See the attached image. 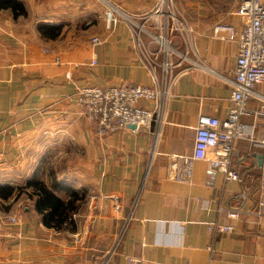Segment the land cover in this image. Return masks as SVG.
Returning a JSON list of instances; mask_svg holds the SVG:
<instances>
[{
	"label": "crops",
	"instance_id": "1",
	"mask_svg": "<svg viewBox=\"0 0 264 264\" xmlns=\"http://www.w3.org/2000/svg\"><path fill=\"white\" fill-rule=\"evenodd\" d=\"M105 1L22 0L26 15L16 19L0 11V173L10 184L34 174L62 182L55 193L63 200L71 190L83 195L73 230L45 226L31 199L2 229L0 264H127V256L141 264H264V171L257 162L264 101L251 98L242 118L247 137L232 156L240 181L208 174L205 160H193L190 182L171 179L167 167L172 154L192 152L200 117L227 115L237 45L212 28L240 27L236 0H193L185 26L192 47L180 45L186 67L160 118L149 129L99 136L75 102L76 88L152 82L125 18L108 26ZM110 1L138 19L156 2ZM52 27L55 37L41 34ZM93 36L101 42L93 44ZM45 159L52 161L46 170ZM220 207L243 212L229 218ZM214 221L233 230L213 237L207 224Z\"/></svg>",
	"mask_w": 264,
	"mask_h": 264
},
{
	"label": "built area",
	"instance_id": "2",
	"mask_svg": "<svg viewBox=\"0 0 264 264\" xmlns=\"http://www.w3.org/2000/svg\"><path fill=\"white\" fill-rule=\"evenodd\" d=\"M164 1L156 0L154 11L150 13L152 16L153 13L158 14L157 21L159 20V23L165 21L169 16L166 15V12H164L165 14L161 12ZM105 2L108 26L110 27L120 18H125L133 32L141 57L151 72L152 82L151 84H139L122 81L108 86L82 85L76 88L75 102L80 112L94 122L95 131L99 136H106L119 129L129 128V125L135 126L133 130L149 129L153 122L160 118L171 96V88L178 73H172L171 65L173 63L169 60L170 56H167L162 62L163 75L159 76L155 69L157 62L152 57L153 51H150L149 54L143 43L138 40L140 31L144 33L151 31L144 27V23L138 26V30H135L131 24L130 16H127L115 4H110L108 0ZM232 12L243 18L240 27L229 22H217L212 28L213 36L235 42L237 45V57L233 69L234 78L230 81L232 87L231 105L223 119L210 115L200 117L195 128L193 149L190 154L171 155L167 166L168 175L178 182L191 181L193 160L208 162V174L220 172L225 180H241L240 173L233 166L232 156L236 142L247 137L246 126L242 118L252 111L248 106L251 98L256 97L264 101V92L256 91L258 85L264 84V0H236ZM150 14L142 16V22L151 17ZM163 32L156 41L159 47L167 54L178 53L180 56L178 63L187 58L186 53L178 52L167 40V20ZM91 42L97 44L101 42V39L98 36H93ZM44 51L49 50L45 49ZM189 61L190 65L197 64L195 59ZM54 62L60 63V58L55 56ZM92 63L94 64L96 61L93 60ZM66 75L69 76V73ZM141 101H148L152 106H143L140 104ZM257 112L259 111H254V113ZM260 145L264 171V134L260 138ZM113 199L115 204L121 202V198L118 196H114ZM219 209L225 211L229 218H237L243 212L240 208L220 207ZM17 220L13 216L8 218L11 223H16ZM207 229L214 237L219 233L232 231L233 226L214 221L207 224ZM126 260L127 264H141V259L136 256H127Z\"/></svg>",
	"mask_w": 264,
	"mask_h": 264
},
{
	"label": "rangeland",
	"instance_id": "3",
	"mask_svg": "<svg viewBox=\"0 0 264 264\" xmlns=\"http://www.w3.org/2000/svg\"><path fill=\"white\" fill-rule=\"evenodd\" d=\"M108 2H110V4L113 3L110 0H108ZM191 2H193V0H165L163 3V6L161 7V12L163 14H165L164 12H166V15H169L171 18L167 16L165 21L163 20L161 23H159V20L155 22L153 20L155 16L159 17L157 13H153V16L152 14H150L151 17L147 18L145 22H142V19L130 17L131 24L133 25L135 30H138V26L143 25L144 23V27L147 30L151 31V32L147 31L145 33L140 31L138 40L143 43L146 51L149 54H150V51H153L152 57L157 62L155 69H156L157 74H159V76L163 75L162 62L165 60L167 56H170L169 60H171L173 63L171 65V70L173 74L178 73L181 67L182 68L185 67L183 64H180L177 62L180 57L178 53L167 54L165 51H163L159 47V44L156 41H158L157 39L159 38V36H161L164 33L163 27L167 20V34H168L167 40H169L170 43H172V45L177 49V51L180 52L181 51L180 45L185 47L186 43L189 47H192L191 34L189 31H186V27H185L186 21H187V14H189L193 6ZM136 41H137V37H136ZM190 54H191L190 58L195 59V54L193 55L191 52ZM257 87H262V89L260 88V90L264 91V85H259ZM1 166L2 165H0V167ZM51 167H52V161L47 160V159L42 160V164L40 168H43L44 170H46V168L49 169ZM0 184H10V183H7V181H5V178L2 176V173H0ZM23 184L24 182L23 183L19 182V183H14L11 185L16 186V185H23ZM30 200L31 199H29L25 193L21 194L18 198L14 200L11 199L6 202L0 200V223H1L0 232L1 233L5 225L8 222H10L8 221V218L11 216L17 218V214L22 212L24 207L30 203Z\"/></svg>",
	"mask_w": 264,
	"mask_h": 264
},
{
	"label": "trees",
	"instance_id": "4",
	"mask_svg": "<svg viewBox=\"0 0 264 264\" xmlns=\"http://www.w3.org/2000/svg\"><path fill=\"white\" fill-rule=\"evenodd\" d=\"M5 9L10 10L15 19L26 15L22 0H0V11ZM56 29L58 28L52 27L41 30V34L55 37L58 35ZM63 186L62 182L54 180L47 184L40 176L34 174L23 185L0 184V200L5 202L14 200L25 193L29 199H33L34 208L41 215L45 226L55 230L65 228L73 230L75 228L73 214L83 201V195L71 190L70 198L63 200L55 193V189H61Z\"/></svg>",
	"mask_w": 264,
	"mask_h": 264
},
{
	"label": "water",
	"instance_id": "5",
	"mask_svg": "<svg viewBox=\"0 0 264 264\" xmlns=\"http://www.w3.org/2000/svg\"><path fill=\"white\" fill-rule=\"evenodd\" d=\"M152 11H153V9L150 8V9L147 10V12H146L145 14H149V13H151ZM153 20H154V22L157 21V17L155 16ZM129 128L134 129L135 126H134V125H129ZM257 162H258V164H261V163H262V155H261V154H259V155L257 156Z\"/></svg>",
	"mask_w": 264,
	"mask_h": 264
}]
</instances>
